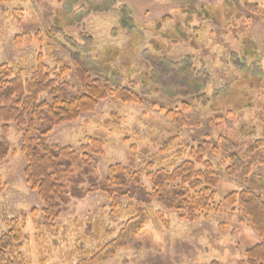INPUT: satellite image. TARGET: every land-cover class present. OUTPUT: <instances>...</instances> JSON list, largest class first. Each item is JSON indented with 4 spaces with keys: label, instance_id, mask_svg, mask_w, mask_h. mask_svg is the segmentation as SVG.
<instances>
[{
    "label": "rangeland",
    "instance_id": "obj_1",
    "mask_svg": "<svg viewBox=\"0 0 264 264\" xmlns=\"http://www.w3.org/2000/svg\"><path fill=\"white\" fill-rule=\"evenodd\" d=\"M248 3L259 4L261 12L247 11ZM121 6L134 18L131 30L121 24ZM53 28L64 34L50 33ZM40 57L51 78L70 94L80 92L81 84L73 71L68 77L58 72L73 67L76 59L93 78L121 87L133 82L144 99L143 105H134L107 98L48 134L50 146L81 155L100 141L103 153L92 155L100 180L121 166L142 172L151 192L149 173L171 172L192 161V150L204 142L219 146L223 136L242 145L240 154L257 141L264 143V0H0V68L22 69L29 80ZM185 57L193 58L200 80L172 63ZM202 96L208 105L199 103ZM50 100L49 94L40 97ZM183 102L190 104L185 112L189 125L178 128L164 111L182 112ZM4 126L0 138L11 151L0 164V236L8 232V220L20 221L26 264L89 262L138 209L148 222L136 244L100 264H240L247 249L260 243L249 218L225 198L247 187L264 191V146L256 152L247 184L221 170L213 208L194 218L157 201L139 205L95 192L72 198L59 218L48 222L42 200L26 181L23 132L15 123L7 125V133ZM219 158L204 156L217 171L224 155Z\"/></svg>",
    "mask_w": 264,
    "mask_h": 264
},
{
    "label": "trees",
    "instance_id": "obj_2",
    "mask_svg": "<svg viewBox=\"0 0 264 264\" xmlns=\"http://www.w3.org/2000/svg\"><path fill=\"white\" fill-rule=\"evenodd\" d=\"M245 7L250 12H261L259 4L248 3ZM187 12L194 13V9ZM130 14L127 6L119 7L118 15L126 30H131L135 25ZM15 16L20 21L21 11L17 10ZM56 32L64 34L62 29L57 28H53L50 33ZM84 34L85 40L93 42L90 34ZM181 36L188 41L189 38H185L182 33ZM192 59L185 57L172 63L176 67H182L180 69L184 74H188L189 70L193 71L195 79L200 80L201 73L195 71L190 62ZM72 71L81 84V91L76 94H70L58 86L59 79L51 78L42 57L38 59L36 72L29 80L24 79L25 73L22 69L16 73L8 65L0 68V124H5L3 130L6 133L10 123H15L23 132L22 152L27 165L26 181L42 200L43 213L48 222L58 219L72 198H83L95 192L104 193L114 200L128 199L139 205H149L157 201L168 210L180 214L188 213L194 218L196 213H204L213 208L216 200L215 190L221 182V170L226 177L240 178L241 184H247L253 173L252 167L258 161L256 152L264 143L257 141L244 154H240L242 145L223 136L218 140L219 146L204 142L197 149H193L192 161L184 162L175 170L149 173L147 179L151 183V192L143 184L142 172L132 173L121 166L112 167L109 176L100 180L92 157L103 153L100 141H93L92 146L86 147L84 155H81L70 148L50 146L47 142L48 134L61 124L77 120L81 114L92 112L100 101L107 98L112 97L122 103L134 105H143L144 99L139 90L134 88L133 82L132 87H121L118 82L110 84L98 77L93 78L91 72L76 59L73 60V67L65 66L58 73L62 77H68ZM202 71L204 73L206 70ZM203 75L206 76V73ZM44 94H49L50 102L40 101ZM198 101L204 105L209 102L207 96L198 98ZM182 106V112L164 111V117L178 128L189 125L185 112L190 109V104L183 102ZM10 151L9 145L0 138V164L8 159ZM206 154H211L214 158L224 155L217 164L219 171L212 161L204 160ZM198 166L202 168L198 169ZM225 201L233 208L239 206L260 239V243L247 249L245 260L240 264H264L263 189H259V186L247 187L233 192ZM147 222L144 211L138 209L125 223L116 239L94 254L91 261L84 260L80 264H100L114 257L118 250L134 246ZM6 223L8 232L0 236V264H26L21 253L25 235L20 221L10 219Z\"/></svg>",
    "mask_w": 264,
    "mask_h": 264
}]
</instances>
